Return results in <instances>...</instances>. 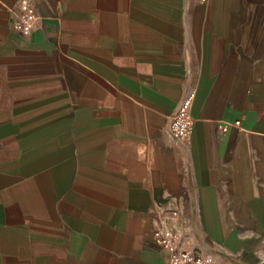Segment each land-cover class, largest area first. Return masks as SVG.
Segmentation results:
<instances>
[{
	"label": "crops",
	"instance_id": "1",
	"mask_svg": "<svg viewBox=\"0 0 264 264\" xmlns=\"http://www.w3.org/2000/svg\"><path fill=\"white\" fill-rule=\"evenodd\" d=\"M22 1L0 0V264H170L157 233L264 264V0H32L18 33Z\"/></svg>",
	"mask_w": 264,
	"mask_h": 264
},
{
	"label": "built area",
	"instance_id": "2",
	"mask_svg": "<svg viewBox=\"0 0 264 264\" xmlns=\"http://www.w3.org/2000/svg\"><path fill=\"white\" fill-rule=\"evenodd\" d=\"M209 0H200L206 4ZM40 21V16L35 3L32 0H23L14 10L13 30L15 32H29L34 30ZM234 127L241 130V121L234 122ZM229 126H221V131L226 133ZM194 119L191 114V102L182 103L171 118L170 133L179 139L187 140L193 131ZM156 238L164 248L170 250V264H214L211 260L197 256L191 252L181 250L180 235L178 233H157Z\"/></svg>",
	"mask_w": 264,
	"mask_h": 264
}]
</instances>
